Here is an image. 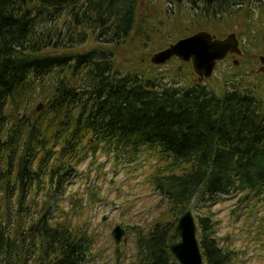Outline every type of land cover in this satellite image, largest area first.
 <instances>
[{"label": "trees", "instance_id": "1", "mask_svg": "<svg viewBox=\"0 0 264 264\" xmlns=\"http://www.w3.org/2000/svg\"><path fill=\"white\" fill-rule=\"evenodd\" d=\"M168 2L213 20L244 21L264 4ZM138 3L0 0V264L85 261L84 230L49 221L46 211L31 233L26 227L33 190L46 183L59 189L83 154L133 160L142 145H149L168 160L167 169L156 171L154 184L170 217L161 213L134 227V264H177L168 256L170 235L197 195L207 200L218 193L236 195L237 207L264 204V100L252 88L232 84L215 93L203 84L158 82L117 66L113 49L136 28ZM66 11L65 31L55 20ZM88 31L97 47L49 53L84 44ZM34 90L43 108L32 114V106L26 113L23 105ZM197 224L205 264H233L232 253L212 232L211 218L199 215ZM258 224L264 225L262 217Z\"/></svg>", "mask_w": 264, "mask_h": 264}, {"label": "rangeland", "instance_id": "2", "mask_svg": "<svg viewBox=\"0 0 264 264\" xmlns=\"http://www.w3.org/2000/svg\"><path fill=\"white\" fill-rule=\"evenodd\" d=\"M69 18L66 11L55 20V25L66 31ZM222 18L213 20L211 15L196 14L189 7H175L168 0H139L136 28L113 49L115 63L158 82L173 80L178 85L192 86L197 83V76L189 64L181 71L177 70L181 62L176 60L153 66L149 63L152 54L198 31H208L217 37L234 33L242 54L218 62L213 75L202 84L215 93H221L232 84L240 89L252 88L264 100V73L256 72L264 66L260 61L264 58V4L252 11L245 21L242 17ZM97 45L95 36L88 31L84 44L49 53H82ZM235 60L237 64L234 65ZM41 97L39 91L34 90L23 110L33 106L32 114L36 113ZM113 156V153L100 152L81 155L63 191L55 196L48 183L42 189L35 188L31 195L29 193L32 205L26 227L34 226V221L46 211L53 220L66 221L72 230H87L91 238L89 260L83 264H115L116 246L111 232L114 226L121 225L126 234L125 241L119 245V264H134L136 229L133 227H144L161 213L170 217L168 208L160 204L151 181L154 172L167 165L155 149L142 150L132 163H124ZM256 202L254 206L238 208L237 196H217L206 203L195 200L188 209L196 218L198 215L211 218L213 234L222 248L238 252L236 264H264V225L258 224L260 217L264 220V204Z\"/></svg>", "mask_w": 264, "mask_h": 264}, {"label": "water", "instance_id": "3", "mask_svg": "<svg viewBox=\"0 0 264 264\" xmlns=\"http://www.w3.org/2000/svg\"><path fill=\"white\" fill-rule=\"evenodd\" d=\"M237 45L238 42L234 34H229L224 39H213L208 32L200 31L153 54L150 62L160 65L176 56L184 62L191 63L193 72L201 82L203 78L212 74L216 61L223 59L228 53L240 54ZM260 61L263 63L264 58L261 57ZM122 234L123 230L118 226L115 227L112 235L116 243L119 242ZM195 234L194 220L191 214L186 212L178 219L173 228L169 256L175 258L179 264H202ZM116 254L118 260V250H116Z\"/></svg>", "mask_w": 264, "mask_h": 264}, {"label": "flooded vegetation", "instance_id": "4", "mask_svg": "<svg viewBox=\"0 0 264 264\" xmlns=\"http://www.w3.org/2000/svg\"><path fill=\"white\" fill-rule=\"evenodd\" d=\"M236 37V39H237V36H235ZM238 40V39H237ZM238 43H239V41H238ZM240 54H242V51H241V53ZM231 55H234V54H227L221 61H225V60H227L229 57H231ZM237 62H236V60L233 62V64L235 65Z\"/></svg>", "mask_w": 264, "mask_h": 264}]
</instances>
